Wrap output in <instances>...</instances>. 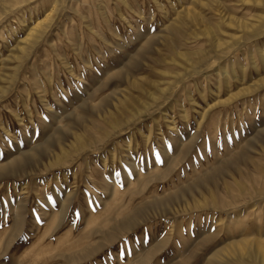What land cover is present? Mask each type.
Wrapping results in <instances>:
<instances>
[{"label": "rangeland", "instance_id": "obj_1", "mask_svg": "<svg viewBox=\"0 0 264 264\" xmlns=\"http://www.w3.org/2000/svg\"><path fill=\"white\" fill-rule=\"evenodd\" d=\"M126 1L141 11L118 0L0 6V164L16 160L0 174V264H236L237 243L240 262L264 243V190L220 208L195 194L200 206L161 215L239 164L264 183V0ZM228 16L253 25L226 49L245 32ZM58 139L67 160L30 173ZM164 154L181 157L166 170ZM135 211L149 219L102 237ZM94 242L90 256L70 258Z\"/></svg>", "mask_w": 264, "mask_h": 264}, {"label": "bare ground", "instance_id": "obj_2", "mask_svg": "<svg viewBox=\"0 0 264 264\" xmlns=\"http://www.w3.org/2000/svg\"><path fill=\"white\" fill-rule=\"evenodd\" d=\"M4 1H7V0H0V6H2L3 8H5L6 7V5H5V2ZM21 1V0H20ZM57 1V0H56ZM85 1V0H84ZM120 3H122V5H124V7L126 8V10H127V12L129 13V14H137L139 11H141V10H137L136 8H134V7H132L126 0H118ZM154 2H156L155 0H153ZM209 1H211V0H209ZM214 1V0H213ZM224 1V0H223ZM230 1H232V0H230ZM236 1V0H235ZM241 1H243V3H247L248 2V0H241ZM253 1H259V0H253ZM54 2V1H53ZM53 2H52V6H51V10H50V12L52 11V10H54L55 9V6H54V4H53ZM90 2H91V0H90ZM99 2H102V0H99ZM206 2V1H205ZM219 2V1H218ZM85 3V2H84ZM143 3V2H142ZM153 3V2H152ZM157 3V2H156ZM236 3V2H235ZM242 3V2H241ZM240 3V4H241ZM74 4V3H73ZM87 4V3H86ZM99 4H101V3H99ZM151 4V3H150ZM201 4V3H200ZM56 5V4H55ZM183 5V4H182ZM186 5V4H185ZM204 5V4H203ZM208 5V4H207ZM219 5V4H218ZM218 5H216V7L218 6ZM221 5H223V4H221ZM263 5H264V3H263ZM76 6V5H75ZM90 6V5H89ZM93 6H94V4H93ZM153 6V4L151 5V7ZM173 6V4H171V7ZM193 6V5H192ZM205 6V5H204ZM232 6V5H231ZM57 7V6H56ZM157 7H161V5L160 4H157ZM182 7V6H181ZM183 7H184V5H183ZM211 7V6H210ZM153 8V7H152ZM177 8H179V7H177ZM185 9H184V13L186 14V15H190V16H194V17H196L195 19H202L200 16H199V14H197L196 12H194V11H192L191 10V8H189V7H184ZM158 9V8H157ZM160 9V8H159ZM163 9V8H162ZM161 9V10H162ZM181 9V8H180ZM194 10V9H193ZM210 10V9H209ZM216 10V9H215ZM218 10V9H217ZM76 11V10H75ZM75 11H73V12H75ZM83 11V10H82ZM176 11V10H175ZM180 11V10H179ZM213 11H214V9H213ZM117 12V11H116ZM119 12V11H118ZM217 12V11H216ZM78 13H79V16L81 15L80 14V12H78L77 11V15H78ZM101 13V12H100ZM163 13V12H162ZM166 13V12H165ZM175 13V12H174ZM177 13V12H176ZM175 13V14H176ZM191 13V14H190ZM222 13V12H221ZM140 14V13H139ZM138 14V15H139ZM178 15H180V14H178ZM185 15V16H186ZM88 16V15H87ZM134 16V15H133ZM164 16H166V14L164 15ZM177 16V15H176ZM175 16V17H176ZM221 16V15H220ZM223 16V15H222ZM82 17V16H81ZM84 17V16H83ZM119 17L121 18V20H122V18H125L124 17V15L122 14V12H120L119 13ZM143 17V16H142ZM182 17V16H181ZM188 17V16H187ZM186 17V18H187ZM49 18H50V15H49V12L45 15V18H44V20H41V21H38L31 29H30V32H28V34H27V36H29L30 37V39L29 40H27V42H25V43H28L29 44V42H34L36 39H38L42 34H43V29H44V27H45V25H46V22H47V20H49ZM93 18V17H92ZM179 18V17H178ZM177 18V20L174 22V23H179V22H181V20H182V18H180V19H178ZM184 18V17H183ZM186 18H184L185 20H187ZM189 18V17H188ZM225 18V17H224ZM226 18H228L227 19V21L229 22L228 24H231L232 23V21L233 22H235L237 25H236V27L238 28V29H240V30H243V31H245L244 32V34L243 35H241V36H238V34L236 35V36H232V43H230L229 44V42H221L222 44L224 43L225 45H224V48H228L229 46L231 47V45H233V44H236V46L239 44V41H238V39H239V37H240V39L241 38H243V39H246L247 38V36H248V34H249V29H248V27L250 26V27H252V25L253 24H250L249 22H247L246 20L245 21H242V20H240V18L239 19H237V18H233V16H228V17H226ZM225 18V19H226ZM242 18V17H241ZM246 19V18H245ZM89 20V19H88ZM148 20V19H147ZM172 20V19H171ZM173 22V21H172ZM171 22V23H172ZM187 22H191V21H188L187 20ZM199 22H201V21H199ZM203 22V21H202ZM201 22V23H202ZM48 23V22H47ZM89 23V22H88ZM186 24V23H185ZM198 24V23H197ZM91 25V24H90ZM186 25H188V24H186ZM260 25V24H259ZM86 26V25H85ZM166 26H167V24H166ZM191 26V25H190ZM88 27V26H87ZM92 27V26H91ZM89 28V27H88ZM206 29V28H205ZM220 29V28H219ZM49 30V29H48ZM189 31V30H188ZM202 31V30H201ZM221 31H222V29H221ZM47 32V31H46ZM94 32V31H93ZM192 32H194V31H192ZM45 33V32H44ZM99 33V32H98ZM196 33V32H195ZM194 33V34H195ZM201 33V32H200ZM240 33V32H239ZM242 33V32H241ZM240 33V34H241ZM178 34V33H177ZM190 34V33H189ZM180 35V34H179ZM191 35V34H190ZM195 35H197V34H195ZM210 35H211V33H210ZM26 36V35H25ZM44 36V35H43ZM98 36V35H97ZM183 36H185L184 34H183ZM200 36V35H199ZM213 36V35H212ZM231 36V35H230ZM151 37V36H150ZM169 37V36H168ZM187 37V36H186ZM185 37V38H186ZM189 37H191V36H189ZM198 37V36H197ZM197 37H193L195 40H196V38ZM202 37H204V36H202ZM207 37V36H206ZM192 38V39H193ZM213 38V37H212ZM170 39V38H169ZM187 39V38H186ZM198 39V38H197ZM210 39V38H209ZM214 39V38H213ZM165 40H167V39H165ZM172 40V39H171ZM183 40H185V39H183V37H181V35H180V37H179V39L177 38L176 39V41H178L179 43H181V42H185V41H183ZM189 40V39H188ZM175 41V42H176ZM192 41H194V40H192ZM211 41H213V40H211ZM229 41V40H228ZM230 41H231V38H230ZM241 41H243V40H241ZM240 41V42H241ZM175 42H173V41H171V42H169L170 44H169V46L171 47V48H173L175 51V53L177 54V56L178 55H180V57L181 58H185L186 59V61L187 60H189V56H188V53H186L185 51H181L180 52V50L178 51L177 50V47L174 45L175 44ZM19 43V42H18ZM27 44V45H28ZM31 44V43H30ZM183 44V43H182ZM185 44V43H184ZM212 44V43H211ZM222 44H218L219 46L220 45H222ZM17 46V45H16ZM182 46V45H181ZM213 46V45H212ZM34 48V47H33ZM182 49V48H181ZM222 50L221 51H224L223 50V48H221ZM20 50H21V52H24V48L23 47H21L20 48ZM177 50V51H176ZM29 51H30V49H29ZM220 52V51H219ZM218 52V53H219ZM215 53V52H214ZM200 55H202V54H200ZM208 55H206V57H207ZM211 56V55H210ZM20 57V56H19ZM152 58V57H151ZM164 59V58H163ZM200 59V58H199ZM159 63V62H158ZM191 64V63H190ZM169 65V64H168ZM166 66V65H165ZM195 66H197L196 64H195ZM194 66V67H195ZM186 67V66H185ZM197 68V67H196ZM193 70H194V72H196V69L195 68H193ZM193 72V71H192ZM198 72H200L199 70H198ZM173 74V73H172ZM138 76V75H137ZM133 77V76H132ZM169 89V88H168ZM129 91V90H128ZM113 102V101H112ZM146 105V104H145ZM209 107V106H208ZM153 108V107H152ZM107 109H109V108H107ZM129 110V109H128ZM145 112V111H144ZM121 113V112H120ZM98 115V114H97ZM105 115V114H104ZM204 115V114H203ZM106 116V115H105ZM109 116V115H108ZM107 117V116H106ZM118 119V118H117ZM112 120V119H111ZM110 121V120H109ZM113 121V120H112ZM114 122V121H113ZM120 122H122V121H120ZM95 124V123H94ZM63 125V124H62ZM112 126V125H111ZM101 130V129H100ZM100 132V131H99ZM109 132V131H108ZM74 134V133H73ZM75 138H77V136L75 137ZM101 139V138H100ZM104 139V138H103ZM97 144V143H96ZM79 147H84L86 144L84 143V142H79ZM43 147V146H42ZM35 148V147H34ZM33 148V151L31 152V154L34 156L35 154H38V153H40L39 151H38V147H36V149H34ZM253 148V147H252ZM44 149H45V151H46V161L44 162V161H42V157L41 158H39V162H38V164H37V168H34V169H31L29 172L30 173H35L37 170H39L40 171V169H42V168H50V167H53V166H55V165H58V164H60V163H64L66 160H67V153L64 151V148H63V142L61 141V139L59 140H57V143L54 145V144H47V145H45V147H44ZM55 150H57V152H55ZM167 153V152H166ZM177 153V152H176ZM23 155H25V154H23ZM29 155V154H28ZM165 155V154H164ZM170 156H172V155H170ZM170 156H168V155H165L164 156V159H165V168H166V170L167 169H170V167H172V166H174V162H178L179 160H180V154H178V155H174V156H176L175 157V159H172ZM19 157V156H18ZM29 157H30V155H29ZM248 157V156H247ZM229 158V157H228ZM23 158H21V160H22ZM176 160V161H175ZM23 161V160H22ZM234 161H236V160H234ZM15 162H16V160H11L10 162H8L7 164H0V174H2V173H4L5 171H8L10 168H11V170H12V166H15ZM176 164V163H175ZM16 165H17V163H16ZM19 165V164H18ZM195 165V164H194ZM240 165V164H239ZM239 165H236L235 167L236 168H231L230 170H228V171H226V173H224L223 174V176L220 178V183L218 184V183H216V182H212V183H210L209 182V185H207V186H200V187H197L196 189H191V194L190 195H187L186 196V199H184L182 202H177V203H170V204H168V206H165L164 208H163V213L161 214V215H166V214H168V213H171V212H175V211H180L181 209H184V207H188V205H191V206H200V201L196 198V196H195V194L196 195H199L202 199H201V202H202V204H209V205H211L212 207H218L219 206V208L220 207H223V206H225V205H227L228 203H235V201L236 200H238V199H244V198H247V197H250L251 195H253L254 193H256V192H260V191H262V190H264V183H262L261 182V178H259V177H252L250 174H244V178L242 177V175H243V171L241 170V168H240V166ZM242 166H244V168H246L247 169V165H245V164H242ZM16 167V166H15ZM40 167H42V168H40ZM18 168V167H17ZM151 168V167H150ZM229 168V167H228ZM211 170H212V168H211ZM21 171H25L23 168H21L20 169V172ZM135 171V170H134ZM138 171V170H137ZM22 172V174H24ZM257 172H260V174H261V172H263V170H261V169H257ZM42 173V172H41ZM150 173V172H149ZM22 174H20V175H22ZM163 175H157V176H155V177H151V178H153L154 180L155 179H157V180H159V179H162V178H164L165 176H166V172H164V173H162ZM263 175V174H262ZM219 176V175H218ZM261 176V175H260ZM127 178V177H126ZM129 179V178H128ZM245 179L248 181V183H246L247 181H245ZM144 180V179H143ZM129 181H130V179H129ZM143 182V181H142ZM146 182V181H145ZM253 182H256V183H259V185L257 186V187H255V188H253L254 187V185L252 184ZM164 183V182H163ZM252 184V185H251ZM113 188H115V182L113 183V186H112ZM232 189H236L238 192H236L235 193V191H233L234 193H232ZM219 191H222V192H224L225 194H226V198H224V197H222V196H218V192ZM207 193V197H205L204 196V193ZM223 193V194H224ZM257 194V193H256ZM255 194V195H256ZM259 195V194H258ZM248 199V198H247ZM180 201V200H179ZM128 202V201H127ZM233 203V204H234ZM67 204V203H66ZM106 204V203H105ZM236 204V203H235ZM122 205V204H121ZM229 205V204H228ZM121 206H119V208H120ZM123 207H125V205H123ZM123 207H121V209L123 208ZM205 208V207H204ZM133 209V208H132ZM135 209V208H134ZM123 210V209H122ZM129 213V212H128ZM172 214V213H171ZM126 215H128V214H126ZM139 215L140 214H138L137 213V211H135V212H133V213H130V216L128 217V218H123V219H125V220H123L120 224H118L113 230L111 229L110 231H108V232H105V233H102V237H104V239L107 241V242H111L112 241V239L113 238H115V236H116V231H118V230H120V231H127L128 229H131V228H133L134 227V225H136L138 222L140 223V222H144L145 220H147V219H149L148 217H146V218H140L139 220H137L138 218H139ZM156 215H158V214H156ZM114 217V216H113ZM228 217V216H227ZM122 218V217H121ZM120 218V219H121ZM230 218V217H229ZM106 220H110V221H112V220H114V219H111V218H105ZM18 220V219H17ZM122 220V219H121ZM227 220V219H226ZM102 222V221H101ZM237 222V221H236ZM103 223V222H102ZM16 228V227H15ZM136 228V227H135ZM129 231V230H128ZM94 232H96V231H94ZM93 234V233H92ZM123 234V233H122ZM211 234V233H210ZM216 234V233H215ZM129 235V234H128ZM87 236H89V235H87ZM205 239V238H204ZM202 241V240H201ZM206 241V240H205ZM204 241V242H205ZM200 242V241H199ZM245 242V241H244ZM244 242L242 241V242H239V243H237L235 246L237 247V250H238V254H239V259H233V263H236V264H264V243L263 242H261V241H258L257 243H256V245H254L255 246V248H254V250H255V252H256V254H255V258H252V259H246V258H244L245 260H244V262H240V259L241 258H243L244 257V248H245V244H244ZM196 243V242H195ZM252 243V242H251ZM88 244V243H87ZM203 244V243H202ZM72 245V244H71ZM194 245V244H193ZM197 245V244H196ZM67 247V246H66ZM74 247V246H73ZM101 246L100 245H98L96 242H94V243H91V244H88L86 247H84L83 246V249H82V251L79 253V254H75V255H73L72 257H70L71 259L72 258H76V259H81V258H86V257H88V256H90L96 249H98V248H100ZM192 249V248H191ZM150 250V249H149ZM189 251H191V250H189ZM188 251V252H189ZM227 251V250H226ZM232 252H233V250H232ZM152 253V252H151ZM221 253V252H220ZM229 253V252H228ZM237 253V252H236ZM243 255V256H242ZM129 256V255H128ZM190 256V255H189ZM223 257V256H222ZM249 257H250V255H249ZM47 258V257H46ZM182 260V259H181ZM66 261V260H65ZM127 261V260H126ZM181 262V261H180ZM73 263V262H72ZM141 263V262H140ZM178 263V262H177ZM186 263V262H185ZM209 263H210V261H209ZM215 263V262H214Z\"/></svg>", "mask_w": 264, "mask_h": 264}]
</instances>
